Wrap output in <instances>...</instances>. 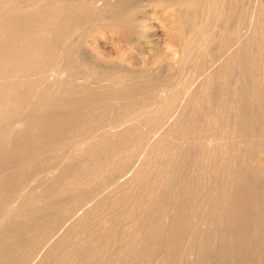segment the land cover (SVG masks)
I'll return each instance as SVG.
<instances>
[{"label": "rangeland", "instance_id": "374dc122", "mask_svg": "<svg viewBox=\"0 0 264 264\" xmlns=\"http://www.w3.org/2000/svg\"><path fill=\"white\" fill-rule=\"evenodd\" d=\"M0 31V264H264V0H0Z\"/></svg>", "mask_w": 264, "mask_h": 264}, {"label": "bare ground", "instance_id": "6f19581e", "mask_svg": "<svg viewBox=\"0 0 264 264\" xmlns=\"http://www.w3.org/2000/svg\"><path fill=\"white\" fill-rule=\"evenodd\" d=\"M110 3H111V2H110ZM71 6H72V5H71ZM78 6H79V5H78ZM1 7H2V6H1ZM104 7H105V6H104ZM2 8H4V7H2ZM105 8H106V7H105ZM35 9H36V8H35ZM67 9H68V8H67ZM52 10H53V9H52ZM55 10H56V9H55ZM38 11H39V10H38ZM68 11H69V10H68ZM30 12H32V11L30 10ZM27 13H28V10H27ZM27 13H26L25 16H27ZM45 13H46V12H45ZM49 13H50V12H49ZM1 14H2V13H1ZM9 14H10V13H9ZM19 14H20V13H19ZM19 14H18V15H19ZM23 14H24V13H23ZM30 14H32V13H30ZM42 15H43V12H42ZM46 15H47V14H46ZM46 15H44V16H46ZM112 15H113V14H112ZM6 16H7V15H6ZM22 16H23V15H22ZM28 16L30 17V15H28ZM93 16H94V15H93ZM113 16H114V15H113ZM2 17H3V16H2ZM23 17H24V16H23ZM72 17H73V16H72ZM14 18H15V17H14ZM24 18H26V17H24ZM47 18H48V17H47ZM50 18H51V17H50ZM15 19H16V18H15ZM30 19H31V18H30ZM33 19H34V17H33ZM35 19H36V18H35ZM52 19H53V18H52ZM54 19H55V18H54ZM67 19H68V18H67ZM85 19H86V18H85ZM16 20H18V19H16ZM25 20H27V18H26ZM31 20H32V19H31ZM22 21H23V20H22ZM35 21H36V20H35ZM35 21H34V22H35ZM39 21H40V20H39ZM52 21H53V20H52ZM55 21H57V20H55ZM65 21H66V19H65ZM27 22H28V21H27ZM29 22H30V21H29ZM41 22H42V21H41ZM44 22H45V21H44ZM62 22H63V21H62ZM18 23H19V22H18ZM20 23H21V21H20ZM23 23H24V21H23ZM23 23H22V26H23ZM46 23H47V22H46ZM55 23H56V22H55ZM15 24H16V22H15ZM30 24H31V23H30ZM32 24H33V23H32ZM32 24H31V25H32ZM69 24H70V23H69ZM9 25H10V24H9ZM31 25H30V26H31ZM42 25H43V23H42ZM49 25H50V24H49ZM54 25H55V24H53V26H54ZM56 25H57V24H56ZM15 26H16V25H15ZM25 26H26V25H25ZM28 26H29V23H28L27 27H28ZM76 26H77V25H76ZM50 27H51V26H50ZM50 27H49V28H50ZM69 27H70V26H69ZM69 27H68V28H69ZM25 28H26V27H25ZM70 28H71V27H70ZM70 28H69V29H70ZM72 28H73V27H72ZM32 29H33V28H32ZM65 29H66V28H65ZM18 30H19V29H18ZM22 30H23V29H22ZM38 30H39V29H38ZM41 30H43V29H41ZM50 30H51V29H50ZM71 30H72V29H71ZM3 31H4V30H3ZM13 31H15V30H13ZM32 31H33V30H32ZM43 31H46V30H43ZM0 32H1V31H0ZM9 32H10V31H9ZM11 32H12V31H11ZM27 32H28V30H27ZM46 32H47V31H46ZM50 32H51V31H50ZM52 32H54V31H52ZM61 32H63V31H61ZM19 33H20V32H19ZM40 33H41V32H40ZM44 33H45V32H44ZM44 33H43V34H44ZM47 33H48V35H49V32H47ZM55 33H56V32H55ZM64 33L66 34V32H64ZM6 34H7V33H6ZM13 34H15V33H13ZM16 34H17V33H16ZM20 34H22V32H21ZM24 34H25V32H24ZM24 34H23V35H24ZM35 34H37V33H35ZM51 34H53V33H50V35H51ZM61 34H62V33H61ZM68 34H69V33H68ZM3 35H4V34H3ZM7 35H8V34H7ZM18 35H19V34H18ZM48 35H47V37H48ZM10 36H11V34H10ZM14 36H15V35H14ZM16 36H17V35H16ZM20 36H21V35H20ZM27 36H28V35H27ZM37 36H38V35H37ZM54 36H55V35H54ZM5 37H6V35H5ZM29 37H30V36H29ZM29 37H28V39H29ZM31 37H33V36H31ZM31 37H30V38H31ZM41 37H42V36H41ZM43 37H44V36H43ZM12 38L14 39V37H12ZM12 38H11V40H12ZM26 38H27V37H26ZM64 38H66V37H64ZM33 39H34V38H33ZM41 39H42V38H41ZM49 39H52V38H49ZM69 39H70V38H69ZM0 40H1V39H0ZM5 40H6V39H5ZM47 40H48V39H47ZM64 40H65V39H64ZM70 40H71V39H70ZM134 40H135V39H134ZM134 40H133V41H134ZM9 41H10V40H9ZM14 41H16V40L14 39ZM32 41H33V40H32ZM36 41H37V40H36ZM36 41H35V42H36ZM3 42H4V41H2L1 44H2ZM18 42H21V41H18ZM43 42H44V41H43ZM43 42H42V43H43ZM46 42H47V41H46ZM8 43H9V42H8ZM12 43H13V40H12ZM21 43H22V42H21ZM28 43H30V42H28ZM38 43H39V42H38ZM52 43H53V42H52ZM5 44H6V43H5ZM5 44H4V45H5ZM19 44H20V43H19ZM33 44H34V42H33ZM35 44H36V43H35ZM53 44H54V43H53ZM56 44H57V43H56ZM13 45H14V44H13ZM15 45H16V43H15ZM49 45H50V43H49ZM49 45H48V46H49ZM9 46H11V45H9ZM24 46H25V45H24ZM2 47H3V45H2ZM6 47H7V46H6ZM15 47H16V46H15ZM21 47H22V46H21ZM49 47H50V46H49ZM8 48H9V47H8ZM8 48H7V49H8ZM12 48H13V46H12ZM58 48H59V46H58ZM62 48H63V47H62ZM1 49H3V48H1ZM17 49L19 50V48H16V50H17ZM10 50H13V49H10ZM20 50H21V49H20ZM45 50H46V49H45ZM55 50L57 51L58 49H55ZM13 51H14V50H13ZM21 51H22V50H21ZM30 51H31V50H30ZM37 51H38V50H37ZM46 51H47V50H46ZM6 52H7V51H6ZM16 52H17V51H16ZM41 52H42V50H41ZM51 52H52V51H51ZM51 52L49 51L50 54H51ZM8 53H10V52H8ZM53 53H54V52H53ZM58 53H59V52H58ZM54 54H55V53H54ZM54 54H53V55H54ZM5 55H6V54H5ZM31 55H32V54H31ZM31 55H30V56H31ZM37 55H38V54H37ZM19 56H20V53H19ZM21 56H22V55H21ZM25 56H26V55H25ZM34 56H35V55H34ZM34 56H33V57H34ZM56 56H57V55H56ZM58 57H59V56H58ZM22 58H23V57H22ZM24 58H25V57H24ZM27 58H28V57H27ZM27 58H26V59H27ZM34 58H35V57H34ZM41 58L43 59V56H42V55H41L40 59H41ZM0 59H2V58H0ZM3 59H4V58H3ZM51 59H52V58H51ZM5 60H6V59H5ZM11 60H13V59H11ZM38 60H39V59H38ZM38 60H37V61H38ZM45 60H46V59L44 58V61H45ZM6 61H7V60H6ZM16 61H19V60H16ZM25 61H26V60H25ZM58 61H59V60H58ZM62 61H63V60H62ZM238 61H239V60H238ZM2 62H3V61H2ZM8 62H10V60H9ZM48 62H49V61H48ZM0 63H1V62H0ZM29 64H30V63H29ZM41 64H42V63H41ZM49 64H50V63H49ZM68 64H69V63H68ZM6 65H7V64H6ZM21 65H23V64H21ZM24 65H25V64H24ZM51 65H52V64H51ZM58 65H59V64H58ZM61 65H62V64H61ZM65 65H66V63H65ZM7 66H8V65H7ZM47 66H48V65L46 64V67H47ZM56 66H57V65H56ZM240 66H241V65H240ZM2 67H3V66H2ZM10 67H11V64H10ZM10 67L8 66V70H10V69H9ZM12 67H13V66H12ZM12 67H11V68H12ZM32 67H33V66H32ZM40 67H41V65H40ZM40 67H39V68H40ZM50 67H51V66H50ZM50 67H49V68H50ZM54 67H55V66H54ZM60 67H61V66H60ZM5 68H6V66H5ZM16 68H17V66H16ZM22 68H23V66H22ZM33 68H34V67H33ZM43 68H44V67H43ZM43 68H42V70H43ZM11 70H13V68H12ZM11 70H10V71H11ZM37 70H38V69H37ZM52 70H55V69H52ZM3 71H4V70H3ZM10 71H9V73H10ZM21 71H22V70H21ZM31 71H32V70H31ZM45 71H46V70H45ZM0 72H1V71H0ZM13 72H14V71H13ZM64 72H66V71H64ZM91 72H92V71H91ZM11 73H12V72H11ZM16 73H17V72H16ZM43 73H44V72H43ZM43 73H40V74L42 75ZM19 74H20V73H19ZM32 74H33V73H32ZM36 74H38V73H36ZM89 74H91V73H89ZM227 74H228V73H227ZM238 74H239V73H238ZM54 75H55V73H54ZM54 75H53V76H54ZM53 76H52V77H53ZM55 76H56V75H55ZM59 76H60V78L62 77V76H61V72H60ZM244 76H245V75H244ZM13 77H14V75H13ZM16 77H19V76H16ZM32 77H33V76H32ZM34 77H36V76H34ZM39 77H40V75H39ZM40 78H43V77H40ZM44 78H45V77H44ZM119 78H120V77H119ZM45 79H46V78H45ZM114 79H115V78H114ZM20 80H22V79H20ZM23 80H24V79H23ZM42 80H43V79H42ZM235 80H236V79H235ZM2 81H3V80H2ZM11 81H12V80H11ZM36 81H37V80H36ZM38 81H39V80H38ZM43 81H44V80H43ZM55 81H56V80H55ZM16 82H17V81H16ZM20 82H21V81H19L18 83H19V84H22V83H23V82H22V83H20ZM10 83H11V82H10ZM12 83H13V82H12ZM26 83H27V82H26ZM39 83H40V82H39ZM41 83H42V82H41ZM46 83H47V82H46ZM19 84H17V85H19ZM44 84H45V83H44ZM44 84H43V85H44ZM212 84H213V83H212ZM7 85H8V84H7ZM25 85H26V84H25ZM38 85H39V84H38ZM38 85H37V86H38ZM9 86H10V85H9ZM28 87H29V86H28ZM38 87H39V86H38ZM43 87H44V86H43ZM54 87H55V85H54ZM36 88H37V87H36ZM44 88H45V87H44ZM44 88H43V89H44ZM59 88H60V87H59ZM247 88H248V87H247ZM10 89H11V88H10ZM20 89H21V88H20ZM24 89H25V88H24ZM24 89H23V90H24ZM27 89H28V88H27ZM34 89H35V88H34ZM38 89H39V88H38ZM40 89H41V88H40ZM46 89H47V88H46ZM53 89H54V88H53ZM7 90H9V89H7ZM32 90H33V89H32ZM9 91H10V90H9ZM16 91H17V90H16ZM26 91H27V90H26ZM34 91H37V90L35 89ZM43 91H44V90H43ZM47 91H48V90H47ZM7 92H8V91H7ZM24 92H25V90H24ZM37 92H38V91H37ZM37 92H36V93H37ZM30 93H31V91H30ZM40 93H41V92H40ZM251 93H252V91H251ZM41 94H42V93H41ZM49 94H50V93H49ZM23 95H24V94H23ZM23 95H22V96H23ZM28 95H29V94H28ZM31 95H32V94H31ZM37 95H39V92H38ZM253 95H254V94H253ZM15 96H16V95H15ZM22 96H21V97H22ZM32 96H33V95H32ZM34 96H35V94H34ZM13 97H14V96H13ZM36 97H37V96H36ZM8 98H9V97H8ZM8 98H7V99H8ZM26 98H27V97H26ZM29 98H30V96H29ZM32 98L34 99L35 97H32ZM2 99H3V97H2ZM11 99H12V97H11ZM11 99H10V100H11ZM20 99H21V98H20ZM10 100H9V101H10ZM50 100H51V99H50ZM260 100H261V99H260ZM9 101H8V102H9ZM20 101H21V100H20ZM30 101H31V100H30ZM161 101H162V100H161ZM8 102H6V104H8ZM17 102H18V101H17ZM23 102H24V101H23ZM15 104H16V103H15ZM160 104H161V103H160ZM32 105H33V104H32ZM10 106H11V105H10ZM10 106H9V107H10ZM24 107H25V106H24ZM29 107H30V106H29ZM2 108H3V107H2ZM26 108L28 109V107H26ZM10 109H11V108H10ZM27 109H25V110H27ZM39 110H40V109H39ZM238 112H239V111H238ZM238 112H237V113H238ZM189 113H190V112H189ZM233 113H234V112H233ZM233 113H232V114H233ZM234 114H235V113H234ZM2 115H4V114H2ZM235 115H237V114H235ZM235 115H234V116H235ZM17 118H18V117H17ZM249 119H251V118H249ZM252 119H253V118H252ZM246 120H247V119H246ZM1 121H2V120H1ZM128 121H129V119H128ZM230 121H231V119H230ZM252 121H253V120H252ZM2 122H3V121H2ZM129 122H130V121H129ZM255 122H256V121H255ZM126 123H127V122H126ZM259 123H260V122H259ZM127 124H128V123H127ZM130 124H131V122H130ZM260 124H261V123H260ZM226 125H227V124H226ZM234 125H235V124H234ZM14 126H15V125H14ZM131 127H132V126H131ZM235 127H236V126H235ZM110 128H111V127H110ZM116 128H117V127H116ZM126 128H128V127H126ZM111 129H112V128H111ZM228 129H229V128H228ZM235 129H236V128H235ZM247 129H248V127H247ZM14 130H15V129H14ZM14 130H13V131H14ZM105 130H106V129H105ZM230 130H231V129H230ZM237 130H238V129H237ZM249 131L252 132V129H249ZM232 132H233V131H232ZM259 136H260V135H259ZM254 138H256V137H253L252 140H255ZM256 139H257V138H256ZM252 140L250 141V143L252 142ZM256 141H257V140H256ZM31 142H32V141H31ZM165 142H167V141H165ZM120 143H122V142H120ZM237 143H238V142H237ZM82 144H83V143H82ZM82 144H81V145H82ZM125 144H126V142H125ZM251 144H252V143H251ZM119 145H120V144H119ZM184 145H185V144H184ZM26 146H27V145H26ZM78 146H79V145H78ZM96 146H97V145H96ZM45 147H46V146H45ZM166 147H167V146H166ZM75 148H76V147H75ZM244 148H245V147H244ZM111 150H112V149H111ZM116 150H117V149H116ZM154 150H155V149H154ZM232 150H233V149H232ZM220 152H221V151H220ZM247 153H248V152H247ZM34 154H35V153H34ZM220 154H221V153H220ZM159 155H161V154H159ZM162 155H163V154H162ZM31 156H32V155H31ZM77 156H78V154H77ZM85 156H86V155H85ZM233 156H234V155H233ZM165 157H166V156H165ZM178 157H179V155H178ZM218 157H219V156H218ZM224 157H225V156H224ZM30 158H31V157H30ZM156 158H157V157H156ZM159 158H160V157H159ZM219 159H220V158H219ZM246 159H247V158H246ZM154 160H155V159H154ZM256 161H257V160H256ZM160 162H161V161H160ZM245 162H246V161H245ZM149 163H150V162H149ZM202 163H203V161H202ZM156 164H157V163H156ZM156 164H155V165H156ZM164 164H165V163H164ZM233 164H235V163H233ZM243 164H244V163H243ZM83 165H85V164H83ZM167 165H168V164H167ZM244 166H245V164H244ZM148 167H149V166H148ZM234 167H235V166H234ZM214 169H215V168H214ZM233 169H234V168H233ZM238 169H239V168H238ZM223 170H224V169H223ZM258 170H259V169H258ZM172 171H173V170H172ZM213 171H214V170H213ZM238 171H240V170H238ZM256 171H257V170H256ZM84 172H85V170H84ZM149 172H151V171H149ZM208 174H209V173H208ZM217 174H218V173H217ZM257 174H258V173H257ZM168 175H169V174H168ZM167 177H168V176H167ZM77 178H78V177H77ZM171 179H172V177H171ZM153 180H155V179H153ZM65 182H66V181H65ZM160 182H161V181H160ZM169 184H170V183H169ZM228 184H229V183H228ZM160 187H161V185H160ZM204 187H205V186H204ZM223 187H224V186H223ZM248 188H249V187H248ZM129 189H130V188H129ZM135 189H136V188H135ZM139 190H140V189H139ZM224 190H225V189H224ZM127 191H128V190H126L125 192H127ZM125 192H123V193H125ZM239 192H240V191H239ZM246 192H247V191H246ZM112 193H113V192H112ZM222 193H223V192H222ZM99 194H100V193H99ZM110 194H111V193H110ZM143 194H144V193H143ZM101 195H102V194H101ZM117 195H118V194H117ZM119 195H120V193H119ZM168 195H169V194H168ZM227 195H228V194H227ZM191 196H192V195H191ZM214 196L217 197L216 195H214ZM223 196H224V194H223ZM123 197H124V196H123ZM133 197H134V196H133ZM141 197H142V196H141ZM142 198H143V197H142ZM147 198H148V197H147ZM195 198H196V197H195ZM215 199H216V198H215ZM243 199H244V198H243ZM248 199H249V198H248ZM64 200H65V199H64ZM96 200H97V199H96ZM100 200H101V199H100ZM118 200H119V199H118ZM204 200H205V198H204ZM227 200H228V199H227ZM105 201H107V198H106ZM176 201H177V200H176ZM103 202H104V201H103ZM122 202H123V201H122ZM136 202H138V201H136ZM150 202H151V201H150ZM150 202H149V203H150ZM99 203H100V202H99ZM226 203H227V202H226ZM229 203H230V202H229ZM232 203H233V202H232ZM83 204H84V203H83ZM105 204H106V203H104V205H105ZM112 204H113V203H112ZM115 204H116V203H115ZM208 204H209V201H208ZM248 204H249V203H248ZM81 205H82V204H81ZM85 205L87 206V204H85ZM141 205H142V204H141ZM252 205H253V204H252ZM86 206H85V208H86ZM207 206H208V205H207ZM230 206H231V205H230ZM96 207H97V206H96ZM225 207H226V206H225ZM248 207H249V206H248ZM83 208H84V207H83ZM252 208H253V207H252ZM164 209H165V208H164ZM130 210H131V209H130ZM196 210H197V209H196ZM8 211H9V209H8ZM12 211H13V210H12ZM218 211H219V210H218ZM253 211H254V210H253ZM14 212H15V210L13 211V213H14ZM51 212H52V211H51ZM191 212H192V211H191ZM214 212H216V211H214ZM230 212H231V211H230ZM242 212H243V211H242ZM247 212H248V211H247ZM251 212H252V211H251ZM9 213H10V212H9ZM100 213H102V212H100ZM120 213H121V212H120ZM120 213H119V215H120ZM129 213H130V212H129ZM234 213H236V212H234ZM237 213H238V212H237ZM254 213H255V212H254ZM11 214H12V213H11ZM45 214H46V213H45ZM105 214H106V213H105ZM114 214H115V213H114ZM126 214H127V213H126ZM103 215H104V214H103ZM127 215H129V214H127ZM195 215H196V214H195ZM149 216H150V215H149ZM239 216H240V214H239ZM116 217H117V216H116ZM232 217H233V216H232ZM246 217H247V216H246ZM259 217H260V216H259ZM241 219H242V216H241ZM256 219H257V218H256ZM136 220H137V219H136ZM136 220H135V221H136ZM157 220H158V219H157ZM80 221H82L81 218H80ZM166 221H167V220H166ZM252 221H253V220H252ZM84 222H85V221H84ZM222 222H223V221H222ZM109 223H110V222H109ZM136 223H137V222H136ZM144 223H145V222H144ZM232 223H234V222H232ZM232 223H230V224H232ZM102 224H103V223H102ZM102 224H101V225H102ZM220 224H221V223H220ZM226 224H228V223H226ZM76 225H77V224H76ZM98 225H99V224H98ZM119 225H120V224H119ZM258 225H259V224H258ZM135 226H136V225H135ZM135 226H134V227H135ZM242 226H243V225H242ZM96 227H98V226H96ZM130 228H131V227H130ZM83 229H84V228H83ZM83 229H82V230H83ZM42 230H43V229H42ZM196 230H197V229H196ZM237 230H238V228H237ZM61 231H62V230H61ZM61 231H60V232H61ZM133 231H134V230H133ZM228 231H229V230H228ZM179 232H180V231H179ZM183 232H184V231H183ZM190 232H191V231H190ZM213 232H214V231H213ZM239 232H240V231H239ZM242 232H243V231H242ZM248 232H249V231H248ZM66 233H67V232H66ZM66 233H65V234H66ZM83 233H84V232H83ZM83 233H82V234H83ZM139 233H140V234H139V237H141V232H139ZM214 233H215V232H214ZM244 233H245V232H244ZM114 234H115V232H114ZM242 234H243V233H242ZM259 234H260V233H259ZM36 235H37V234H36ZM211 235H212V234H211ZM156 236H157V235H156ZM156 236H155V237H156ZM231 236H232V234H231ZM261 236H262V235H261ZM102 237H103V236H102ZM203 237H204V236H203ZM205 237H206V236H205ZM215 237H216V236H215ZM254 237H255V236H254ZM103 238H104V237H103ZM166 238H167V237H166ZM242 238H243V237H242ZM247 238H248V237H247ZM68 239H69V238H68ZM106 239H107V238H106ZM203 239H204V238H203ZM206 239H207V237H206ZM225 239H226V238H225ZM174 240H175V239H174ZM242 240H243V239H242ZM242 240H241V241H242ZM43 241H44V240H43ZM84 241H85V240H84ZM106 241H108V240H106ZM51 242H52V241H51ZM95 242L97 243L98 241H95ZM95 242H94V243H95ZM110 242H111V240H110ZM218 242H219V240H218ZM258 242H259V241H258ZM81 243H83V242H81ZM81 243H80V245H81ZM115 243H116V241H114V244H115ZM150 243H151V242H150ZM63 244H64V243H63ZM204 244H205V243H204ZM247 244H248V243H247ZM46 245H47V244H46ZM46 245H45V246H46ZM96 245H97V244H96ZM62 246H63V245H62ZM83 246H85V244H84ZM128 246H130V244H129ZM229 247H230V246H229ZM113 248H114V247H113ZM69 249H70V248H69ZM104 249H105V248H104ZM81 250H82V249H81ZM81 250H80V251H81ZM111 250H112V249H111ZM65 251H66V250H65ZM102 251H103V250H102ZM105 251H106V250H105ZM221 251H222V250H221ZM66 252H67V251H66ZM66 252H65V254H66ZM107 253H108V252H107ZM39 254H40V253H39ZM67 254H68V253H67ZM104 256H105V255H104ZM74 257H75V255H74ZM209 257H210V256H209ZM239 257H240V256H239ZM44 258H45V257H44ZM57 258H58V257H57ZM0 259H1V258H0ZM58 259H59V258H58ZM160 259H161V258H160ZM126 260H127V259H126ZM225 260H226V259H225ZM33 261H34V260H33ZM76 261H77V260H76ZM100 261H101V260H100ZM128 261H129V260H128ZM157 261H158V260H157ZM210 261H212V260H210ZM100 263H101V262H100ZM123 263H124V261H123ZM157 263H158V262H157ZM157 263H155V264H157ZM214 263H215V262H214ZM80 264H81V262H80ZM84 264H85V263H84Z\"/></svg>", "mask_w": 264, "mask_h": 264}]
</instances>
